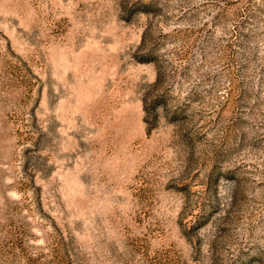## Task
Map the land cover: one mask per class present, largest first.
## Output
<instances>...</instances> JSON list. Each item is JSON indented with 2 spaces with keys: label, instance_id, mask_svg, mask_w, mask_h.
Here are the masks:
<instances>
[{
  "label": "rangeland",
  "instance_id": "1",
  "mask_svg": "<svg viewBox=\"0 0 264 264\" xmlns=\"http://www.w3.org/2000/svg\"><path fill=\"white\" fill-rule=\"evenodd\" d=\"M0 264H264V0H0Z\"/></svg>",
  "mask_w": 264,
  "mask_h": 264
}]
</instances>
